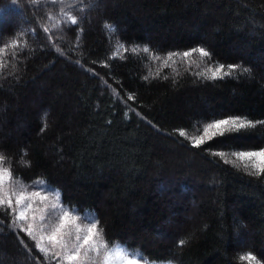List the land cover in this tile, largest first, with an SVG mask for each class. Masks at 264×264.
Returning <instances> with one entry per match:
<instances>
[{
    "label": "trees",
    "instance_id": "obj_1",
    "mask_svg": "<svg viewBox=\"0 0 264 264\" xmlns=\"http://www.w3.org/2000/svg\"><path fill=\"white\" fill-rule=\"evenodd\" d=\"M20 4L22 11L0 0V46L12 39L20 45L6 49L0 70V151L12 159L14 175L29 190L44 181L65 207L91 211L112 245L149 262L250 264L241 257L252 253L264 264V177L207 152L264 147V125L202 149L172 134L184 128L199 135V122L227 115L264 120V0H95L82 13L66 8L79 24L50 34L41 25L55 22L47 19L49 10L62 19L60 6ZM117 42L129 49L147 45L162 56L205 47L213 65L242 64L250 72L197 78L206 67L198 55L190 67H162L142 52L107 60ZM128 94L135 100L127 101ZM4 219L0 264H44L33 242L9 231Z\"/></svg>",
    "mask_w": 264,
    "mask_h": 264
},
{
    "label": "snow or ice",
    "instance_id": "obj_2",
    "mask_svg": "<svg viewBox=\"0 0 264 264\" xmlns=\"http://www.w3.org/2000/svg\"><path fill=\"white\" fill-rule=\"evenodd\" d=\"M38 2L39 0H28L31 6L37 5ZM48 2L51 5L60 6L62 19L54 16L49 10L46 13L47 19L55 22L50 26L41 25V30L45 34H50L53 30L59 29L62 24L67 30H71L73 26L79 24L78 17L71 11H65L66 8L75 9L82 13L86 8L95 5V0H88L87 4H84L83 0H79L81 5L79 7L75 0H71V2L70 0H48ZM11 5L22 11L20 0H11ZM4 10L3 7H0V12ZM103 27L113 34L117 31L114 25L107 22L104 23ZM79 31L82 32L83 29L81 28ZM19 34L23 35L22 32ZM48 39L51 41L52 35H49ZM77 39H79V35ZM19 46L15 39L0 46V70L6 67V62L3 59L6 49L15 50ZM116 47L117 51H113L107 60L117 56L122 58L123 53L129 51L133 54L142 52L147 54L149 60L159 61L162 67H171L178 62H183L190 67L194 63L192 57L198 55L200 62L206 64V67L196 72L195 75L204 80L215 81L223 80L225 77H242L250 72V69L242 64L229 63L225 65L216 62L213 65L211 62L213 54L205 47L169 51L163 56L147 45L142 48L134 46L129 49L125 44L117 42ZM55 51L64 55L59 47H55ZM16 56L17 53L13 51L12 57L15 58ZM75 63L80 64V61L76 60ZM92 63L97 62L92 61ZM102 66L109 67V64L102 62ZM12 69H16V64H12ZM85 71L97 75L91 69L86 68ZM8 75L12 76L13 72H9ZM150 75L149 73L142 78L148 80ZM101 81L112 89L114 96L118 95L117 90L112 88L107 80L101 77ZM134 100V94L127 95V101ZM124 115L127 117L128 113L125 112ZM199 123L202 124V131L199 135L190 136L184 128L174 129L172 134L184 138L190 143L191 148L202 149L204 145L217 138L239 134L242 131L264 125V120L253 121L243 116L227 115ZM46 127L45 124L41 131L43 132ZM207 152L210 157L219 158L225 165H231L237 170L242 167L245 174L249 176L264 177V147H258L254 150H230L228 152L208 149ZM25 163L27 164V161ZM32 187L34 190H29V185L14 175L12 159L0 151V214L7 218L6 227L9 231L23 233L33 242L35 249L42 254L44 264H147L146 261H141L132 255L126 246L119 243L112 246L113 242L106 239L99 220L94 216L80 215L78 210L73 211L70 206L65 207L59 191L45 187L44 181H40ZM4 218H0V230L5 226ZM178 243L183 246L185 241L180 240ZM20 244L30 251L29 245L24 240H20ZM241 259H246L250 264H259L257 257L252 253L242 256Z\"/></svg>",
    "mask_w": 264,
    "mask_h": 264
},
{
    "label": "rangeland",
    "instance_id": "obj_3",
    "mask_svg": "<svg viewBox=\"0 0 264 264\" xmlns=\"http://www.w3.org/2000/svg\"><path fill=\"white\" fill-rule=\"evenodd\" d=\"M8 19H10V22H14V23H16V22H18L19 21V19H18V17H15V16H11L10 18L8 17ZM8 19L6 18L5 20L6 21H8ZM31 187V186H30ZM45 187H47V186H45ZM31 188H33V187H31ZM47 188H49V187H47ZM51 189V188H50ZM53 189V188H52ZM30 190H34V189H30ZM54 190H56V189H54ZM190 204L192 205L193 203H191V201H190ZM67 207V206H66ZM73 211H76V210H74V209H72ZM78 214H80V215H90V216H93V214H92V212L91 211H88V210H85V211H83V212H78ZM116 244H114V245H112V246H115ZM129 250V249H128ZM130 251V253L132 254V255H135L138 259H140L141 261H146L147 262V264H171V263H168V262H149V261H147L146 259H144L142 256H141V254L140 253H138L137 251H132V250H129Z\"/></svg>",
    "mask_w": 264,
    "mask_h": 264
}]
</instances>
